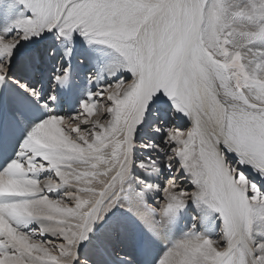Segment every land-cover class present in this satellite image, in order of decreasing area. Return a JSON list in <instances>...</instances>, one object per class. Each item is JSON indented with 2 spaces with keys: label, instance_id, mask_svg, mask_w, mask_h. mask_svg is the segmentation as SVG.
<instances>
[{
  "label": "snow or ice",
  "instance_id": "snow-or-ice-1",
  "mask_svg": "<svg viewBox=\"0 0 264 264\" xmlns=\"http://www.w3.org/2000/svg\"><path fill=\"white\" fill-rule=\"evenodd\" d=\"M0 264H264V0H0Z\"/></svg>",
  "mask_w": 264,
  "mask_h": 264
},
{
  "label": "bare ground",
  "instance_id": "bare-ground-1",
  "mask_svg": "<svg viewBox=\"0 0 264 264\" xmlns=\"http://www.w3.org/2000/svg\"><path fill=\"white\" fill-rule=\"evenodd\" d=\"M12 13H9V15H11Z\"/></svg>",
  "mask_w": 264,
  "mask_h": 264
}]
</instances>
